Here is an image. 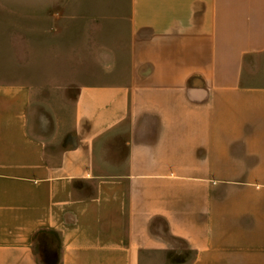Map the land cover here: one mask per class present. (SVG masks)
<instances>
[{"label":"crops","instance_id":"obj_1","mask_svg":"<svg viewBox=\"0 0 264 264\" xmlns=\"http://www.w3.org/2000/svg\"><path fill=\"white\" fill-rule=\"evenodd\" d=\"M49 231L59 264H264V0H0V264Z\"/></svg>","mask_w":264,"mask_h":264},{"label":"rangeland","instance_id":"obj_2","mask_svg":"<svg viewBox=\"0 0 264 264\" xmlns=\"http://www.w3.org/2000/svg\"><path fill=\"white\" fill-rule=\"evenodd\" d=\"M118 4H119V0H118ZM5 5V3H2V8H7V7H3ZM49 9L51 10H55L57 9L56 5L53 6H49ZM51 69L49 68V71ZM57 239V235L54 232H47V233H37L34 236V251H35V255L36 258L38 259L39 264H59L58 262H54V253H45L46 252V248L48 247V244L52 241H56Z\"/></svg>","mask_w":264,"mask_h":264}]
</instances>
